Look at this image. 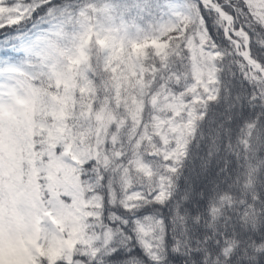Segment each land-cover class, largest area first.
Here are the masks:
<instances>
[{
    "label": "snow or ice",
    "instance_id": "snow-or-ice-1",
    "mask_svg": "<svg viewBox=\"0 0 264 264\" xmlns=\"http://www.w3.org/2000/svg\"><path fill=\"white\" fill-rule=\"evenodd\" d=\"M0 264H264V0H0Z\"/></svg>",
    "mask_w": 264,
    "mask_h": 264
}]
</instances>
